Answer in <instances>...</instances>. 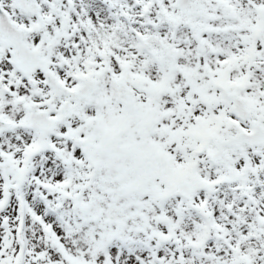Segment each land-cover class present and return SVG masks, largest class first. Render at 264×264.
I'll use <instances>...</instances> for the list:
<instances>
[{"label":"snow or ice","instance_id":"obj_1","mask_svg":"<svg viewBox=\"0 0 264 264\" xmlns=\"http://www.w3.org/2000/svg\"><path fill=\"white\" fill-rule=\"evenodd\" d=\"M0 264H264V0H0Z\"/></svg>","mask_w":264,"mask_h":264}]
</instances>
